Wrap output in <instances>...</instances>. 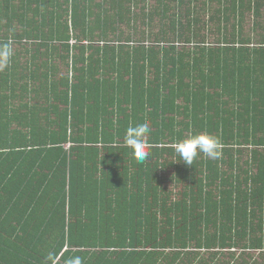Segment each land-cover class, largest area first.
Segmentation results:
<instances>
[{
  "label": "trees",
  "instance_id": "16d2710c",
  "mask_svg": "<svg viewBox=\"0 0 264 264\" xmlns=\"http://www.w3.org/2000/svg\"><path fill=\"white\" fill-rule=\"evenodd\" d=\"M9 42L0 264H264V0H0Z\"/></svg>",
  "mask_w": 264,
  "mask_h": 264
},
{
  "label": "clouds",
  "instance_id": "9594fccd",
  "mask_svg": "<svg viewBox=\"0 0 264 264\" xmlns=\"http://www.w3.org/2000/svg\"><path fill=\"white\" fill-rule=\"evenodd\" d=\"M11 56L12 48L10 42L0 45V63H6ZM149 133V122L130 124L126 128L124 142L133 150V156L138 162H144L150 155ZM173 147L180 157L179 161H183L186 165H193V161L199 153H203L211 159H218L222 154L223 145L217 137L201 133L177 142ZM47 259L51 261V264H56L54 255L49 254ZM65 264H82V260L78 256L72 257Z\"/></svg>",
  "mask_w": 264,
  "mask_h": 264
},
{
  "label": "rangeland",
  "instance_id": "374dc122",
  "mask_svg": "<svg viewBox=\"0 0 264 264\" xmlns=\"http://www.w3.org/2000/svg\"><path fill=\"white\" fill-rule=\"evenodd\" d=\"M152 3V2H151ZM250 18L248 17V16H246V18H245V22H244V28H245V32L247 31V34L249 33L248 32V30H247V28L249 27V25H250ZM154 26H155V23H154ZM213 39H215V36H211V35H208V38H207V41L208 42H211V41H213ZM12 45H14V44H12ZM15 46V45H14ZM14 46H12V47H14ZM1 65H3V63H0Z\"/></svg>",
  "mask_w": 264,
  "mask_h": 264
}]
</instances>
